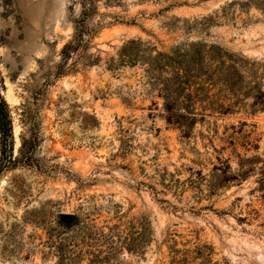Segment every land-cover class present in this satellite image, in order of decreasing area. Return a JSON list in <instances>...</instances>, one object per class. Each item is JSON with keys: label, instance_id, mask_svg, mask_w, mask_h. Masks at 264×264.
<instances>
[{"label": "rangeland", "instance_id": "1", "mask_svg": "<svg viewBox=\"0 0 264 264\" xmlns=\"http://www.w3.org/2000/svg\"><path fill=\"white\" fill-rule=\"evenodd\" d=\"M78 11L0 0V264H264V0L101 2L99 59L58 74ZM130 39L228 54L176 96L189 125L147 61H118Z\"/></svg>", "mask_w": 264, "mask_h": 264}, {"label": "trees", "instance_id": "2", "mask_svg": "<svg viewBox=\"0 0 264 264\" xmlns=\"http://www.w3.org/2000/svg\"><path fill=\"white\" fill-rule=\"evenodd\" d=\"M123 0H75L79 5V11L73 16V33L71 39L64 44L61 50V61L58 64V74L69 70H75L80 64H94L99 58L88 56L93 34L97 32L99 24L95 23V17L99 14V5L104 2L106 5L121 4ZM74 11V7H70ZM155 48L147 45L141 39H130L119 50L118 61L134 64L139 61H147L148 70L155 80L163 85L167 97L166 110L169 112L167 121L169 123L192 122L189 115L181 113L173 107L177 95L188 88L191 82L202 74L211 73V66H207V60L228 55L221 48L212 46L207 48L203 44H194L189 48L176 46L169 52L156 51ZM71 61V62H70ZM109 68L115 67V58L111 57ZM207 68V69H206ZM217 68L213 69L216 70ZM167 73V74H164ZM190 113V112H188ZM183 119V122H182ZM185 121V122H184ZM184 125V124H183ZM29 141L23 139L22 151L29 156L33 149L28 145ZM13 133L12 117L6 100L0 94V171L3 167L10 165L13 160ZM93 262H96L98 255H94Z\"/></svg>", "mask_w": 264, "mask_h": 264}, {"label": "water", "instance_id": "3", "mask_svg": "<svg viewBox=\"0 0 264 264\" xmlns=\"http://www.w3.org/2000/svg\"><path fill=\"white\" fill-rule=\"evenodd\" d=\"M62 221L66 222L68 225L72 224L75 220V216L69 213H63L60 215Z\"/></svg>", "mask_w": 264, "mask_h": 264}]
</instances>
